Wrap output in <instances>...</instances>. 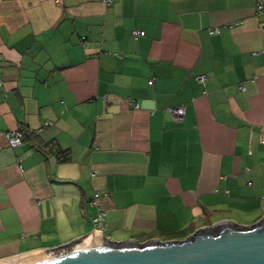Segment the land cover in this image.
Instances as JSON below:
<instances>
[{
	"label": "crops",
	"instance_id": "crops-1",
	"mask_svg": "<svg viewBox=\"0 0 264 264\" xmlns=\"http://www.w3.org/2000/svg\"><path fill=\"white\" fill-rule=\"evenodd\" d=\"M260 22L264 0H0V262L97 232L95 191L116 242L264 218Z\"/></svg>",
	"mask_w": 264,
	"mask_h": 264
},
{
	"label": "water",
	"instance_id": "water-1",
	"mask_svg": "<svg viewBox=\"0 0 264 264\" xmlns=\"http://www.w3.org/2000/svg\"><path fill=\"white\" fill-rule=\"evenodd\" d=\"M0 264H264V218L202 227L181 240L111 241L91 232Z\"/></svg>",
	"mask_w": 264,
	"mask_h": 264
},
{
	"label": "built area",
	"instance_id": "built-area-1",
	"mask_svg": "<svg viewBox=\"0 0 264 264\" xmlns=\"http://www.w3.org/2000/svg\"><path fill=\"white\" fill-rule=\"evenodd\" d=\"M106 5H110L113 0H102ZM264 26V22L259 23V27L262 28ZM131 35L136 38L139 36L144 35V31L140 29H132ZM195 79L204 84L205 80V75L204 74H198L195 76ZM1 82V79H0ZM148 83H152V79L148 80ZM169 111L175 121H179L182 119V116L184 115L185 112V105L184 104H177L169 107ZM50 123V121H47ZM8 143L11 147H15L19 144L22 143L23 141V134H22V127L17 126L16 128L12 129L8 133ZM99 196V192L95 191L93 193V197L89 199L90 204L98 206V210L96 214L92 217L91 221L93 224V229L97 232H102L103 229L105 228V215L106 212L100 208L98 205L96 199Z\"/></svg>",
	"mask_w": 264,
	"mask_h": 264
},
{
	"label": "clouds",
	"instance_id": "clouds-1",
	"mask_svg": "<svg viewBox=\"0 0 264 264\" xmlns=\"http://www.w3.org/2000/svg\"><path fill=\"white\" fill-rule=\"evenodd\" d=\"M144 107L153 108L154 107V102L153 101H145Z\"/></svg>",
	"mask_w": 264,
	"mask_h": 264
}]
</instances>
